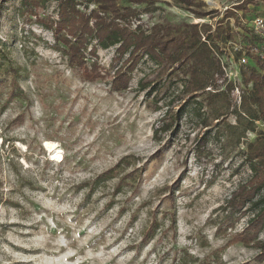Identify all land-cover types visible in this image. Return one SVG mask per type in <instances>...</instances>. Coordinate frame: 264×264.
I'll return each instance as SVG.
<instances>
[{"label": "rangeland", "instance_id": "374dc122", "mask_svg": "<svg viewBox=\"0 0 264 264\" xmlns=\"http://www.w3.org/2000/svg\"><path fill=\"white\" fill-rule=\"evenodd\" d=\"M81 1L83 12L95 7ZM154 1L118 0L139 9L134 28L209 25L223 69L210 94L183 92L185 75L148 54L129 88L115 90L128 53L117 62V46L96 38L83 51L102 76L84 79L45 26L59 19L57 2L0 0V264H264L259 248L231 243L250 204L226 218L253 175L247 144L264 131V120L254 131L229 128L251 87L245 78L261 71L251 49L264 50V34L250 23L264 11L224 19L220 0L194 10Z\"/></svg>", "mask_w": 264, "mask_h": 264}, {"label": "trees", "instance_id": "16d2710c", "mask_svg": "<svg viewBox=\"0 0 264 264\" xmlns=\"http://www.w3.org/2000/svg\"><path fill=\"white\" fill-rule=\"evenodd\" d=\"M48 1L58 3L59 19L46 21L45 26L54 29L55 38L58 43L64 45L62 48L68 56L70 65L80 68L84 79L96 80L102 76L96 66L97 62L89 61L86 52L83 51L91 38H96L97 43L102 47L116 45L117 62L128 53V57L115 72L112 84L115 90L129 88L131 79L129 71L145 54L157 59L165 69L171 71L177 69L182 72L186 77L182 90L185 93L210 94L217 86V76L223 74L221 60L211 44L210 29H206L209 26L207 23H184L179 26L156 23L150 31H147L141 23L133 27V20L140 16L139 9L131 5H122L118 0H88L86 8L92 3L95 5L89 13L80 9L81 0H24L25 3L37 8L45 6ZM137 1L143 2V0ZM177 1L188 10L205 5L202 0ZM259 1L243 0L233 7H227L224 19L238 16L237 10H241L242 14L254 12L255 9L250 8V5L256 7ZM193 13L204 18L211 16L213 11L195 10ZM202 28L205 33L209 32L208 35L202 31ZM219 36L220 33H217L215 37ZM261 42H264V38H261ZM92 50L96 52L97 49L94 46ZM259 51L264 53V50ZM87 62H90V65ZM256 63L261 71L253 68L251 75L245 78V85L251 84V87L241 96V110L237 115V123L229 124V128L234 129L242 126L244 133L249 130L254 131L256 122L264 120V57L261 53L257 54ZM148 86L149 83L142 82V88ZM221 116L223 114L218 113L213 119L220 122ZM209 119L210 117L206 118V126L209 125ZM245 160L253 175L249 181L239 184L233 191L228 201L229 211L226 218L233 220L237 212L240 213L239 216L246 214V205L250 204L253 216L242 231L232 235L231 243L242 242L245 245H254L260 249L259 254L264 259V239L259 238L264 228V194L260 193L264 188L263 130L258 133L256 141L247 144Z\"/></svg>", "mask_w": 264, "mask_h": 264}, {"label": "built area", "instance_id": "2783aa9c", "mask_svg": "<svg viewBox=\"0 0 264 264\" xmlns=\"http://www.w3.org/2000/svg\"><path fill=\"white\" fill-rule=\"evenodd\" d=\"M250 25L256 33L264 34V16L257 15L253 17ZM251 51L261 53V55L264 57V53L260 52L256 47L252 48Z\"/></svg>", "mask_w": 264, "mask_h": 264}, {"label": "crops", "instance_id": "0c3cea01", "mask_svg": "<svg viewBox=\"0 0 264 264\" xmlns=\"http://www.w3.org/2000/svg\"><path fill=\"white\" fill-rule=\"evenodd\" d=\"M209 2L214 3V0H209ZM220 3L224 5L226 8L229 6H234L235 4L239 3L236 2V0H220ZM250 8H254V12H259V10L264 11V0L259 1V5L254 7L253 5H250ZM237 12H242L241 10H237Z\"/></svg>", "mask_w": 264, "mask_h": 264}]
</instances>
